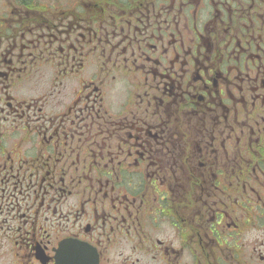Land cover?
<instances>
[{"label": "flooded vegetation", "instance_id": "af4514ba", "mask_svg": "<svg viewBox=\"0 0 264 264\" xmlns=\"http://www.w3.org/2000/svg\"><path fill=\"white\" fill-rule=\"evenodd\" d=\"M63 244L264 264V0H0V264Z\"/></svg>", "mask_w": 264, "mask_h": 264}, {"label": "water", "instance_id": "95a60500", "mask_svg": "<svg viewBox=\"0 0 264 264\" xmlns=\"http://www.w3.org/2000/svg\"><path fill=\"white\" fill-rule=\"evenodd\" d=\"M71 252L73 253V257L63 261L64 264H87V260L89 264H97V259L95 258L89 261V256L90 251L83 245H70V244H64L61 246V252L66 253V252Z\"/></svg>", "mask_w": 264, "mask_h": 264}]
</instances>
